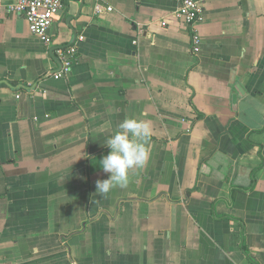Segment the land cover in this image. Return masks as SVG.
Masks as SVG:
<instances>
[{"label": "crops", "instance_id": "1", "mask_svg": "<svg viewBox=\"0 0 264 264\" xmlns=\"http://www.w3.org/2000/svg\"><path fill=\"white\" fill-rule=\"evenodd\" d=\"M15 1L0 0V264H264V0H200L196 53L181 0H63L49 48ZM126 117L150 124V157L101 197Z\"/></svg>", "mask_w": 264, "mask_h": 264}, {"label": "built area", "instance_id": "2", "mask_svg": "<svg viewBox=\"0 0 264 264\" xmlns=\"http://www.w3.org/2000/svg\"><path fill=\"white\" fill-rule=\"evenodd\" d=\"M63 0H16L8 6L11 13L22 15L28 31L31 35L40 39L45 46L53 47L54 39L51 34V28L56 16L63 10ZM100 5L95 7V12H102ZM111 11V8H106ZM173 18L183 23L190 31L191 51L196 53L199 50V37L196 31V25L201 19L200 0H181L180 5L172 14ZM58 57L59 69L48 74L54 80L66 78L71 72L75 62L77 49L74 44L66 46H56L53 48ZM17 98H19L17 96Z\"/></svg>", "mask_w": 264, "mask_h": 264}, {"label": "clouds", "instance_id": "3", "mask_svg": "<svg viewBox=\"0 0 264 264\" xmlns=\"http://www.w3.org/2000/svg\"><path fill=\"white\" fill-rule=\"evenodd\" d=\"M118 129L107 138L104 145L109 152L98 162L103 172L108 174L107 179L95 182L96 194L101 197H106L115 187H127L129 171L143 168L150 157L147 143L151 127L148 122L126 117Z\"/></svg>", "mask_w": 264, "mask_h": 264}, {"label": "water", "instance_id": "4", "mask_svg": "<svg viewBox=\"0 0 264 264\" xmlns=\"http://www.w3.org/2000/svg\"><path fill=\"white\" fill-rule=\"evenodd\" d=\"M234 88H235V93L232 95L231 104H232V110L236 111L238 96L244 95V91L239 84H234Z\"/></svg>", "mask_w": 264, "mask_h": 264}, {"label": "trees", "instance_id": "5", "mask_svg": "<svg viewBox=\"0 0 264 264\" xmlns=\"http://www.w3.org/2000/svg\"><path fill=\"white\" fill-rule=\"evenodd\" d=\"M253 182H254V181L252 180V184H251V187H250V188H252V187H253V184H254Z\"/></svg>", "mask_w": 264, "mask_h": 264}]
</instances>
